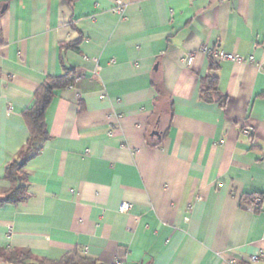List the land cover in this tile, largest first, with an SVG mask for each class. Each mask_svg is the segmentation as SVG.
I'll list each match as a JSON object with an SVG mask.
<instances>
[{
  "label": "crops",
  "instance_id": "obj_1",
  "mask_svg": "<svg viewBox=\"0 0 264 264\" xmlns=\"http://www.w3.org/2000/svg\"><path fill=\"white\" fill-rule=\"evenodd\" d=\"M71 71L28 198L0 206V248L33 263L264 264V0H0V196L25 111Z\"/></svg>",
  "mask_w": 264,
  "mask_h": 264
},
{
  "label": "trees",
  "instance_id": "obj_2",
  "mask_svg": "<svg viewBox=\"0 0 264 264\" xmlns=\"http://www.w3.org/2000/svg\"><path fill=\"white\" fill-rule=\"evenodd\" d=\"M73 2L74 0H70ZM76 76V71L67 72L61 77H49L40 86L35 95L33 106L26 110L24 117L30 130V138L25 147L17 155V158L10 162L5 171V180L10 182V188L3 196H0V206L8 203L17 204L28 198V188L26 184L27 174L25 167L31 157L41 151L38 141L48 138L46 111L51 104L55 91L72 85ZM205 83L209 90H215L218 78L209 75L205 78ZM253 202V201H252ZM31 253L25 249H12L10 247L0 248V261L18 264H104L97 260L87 258L78 253L65 254L59 260H42L37 263L30 262ZM238 264H245L239 262Z\"/></svg>",
  "mask_w": 264,
  "mask_h": 264
},
{
  "label": "built area",
  "instance_id": "obj_3",
  "mask_svg": "<svg viewBox=\"0 0 264 264\" xmlns=\"http://www.w3.org/2000/svg\"><path fill=\"white\" fill-rule=\"evenodd\" d=\"M206 50V48H205ZM214 56L218 60H234V61H241L242 57L238 56L237 54L233 53H226V52H214ZM194 60V54H189L187 56V62L188 65H191ZM262 197L261 196H256L252 202V204L249 206V209L252 211H256L261 204ZM132 208V204L127 201H123L121 203L120 211L121 212H128Z\"/></svg>",
  "mask_w": 264,
  "mask_h": 264
},
{
  "label": "water",
  "instance_id": "obj_4",
  "mask_svg": "<svg viewBox=\"0 0 264 264\" xmlns=\"http://www.w3.org/2000/svg\"><path fill=\"white\" fill-rule=\"evenodd\" d=\"M157 133V132H155ZM0 264H18V263H10V262H5V261H0Z\"/></svg>",
  "mask_w": 264,
  "mask_h": 264
}]
</instances>
